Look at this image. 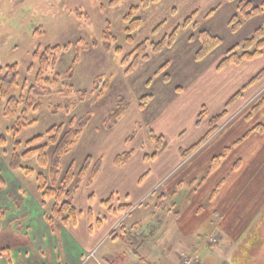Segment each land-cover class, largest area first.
I'll list each match as a JSON object with an SVG mask.
<instances>
[{
	"label": "rangeland",
	"instance_id": "obj_1",
	"mask_svg": "<svg viewBox=\"0 0 264 264\" xmlns=\"http://www.w3.org/2000/svg\"><path fill=\"white\" fill-rule=\"evenodd\" d=\"M143 1L0 0V76L3 77L6 68L13 65H18L20 73L19 87L11 93V97L20 101L19 114L4 117L7 101L0 100V138L6 139V145H0V260L9 261L12 250L20 244L14 236L16 233L12 231L13 234L10 230L14 228L19 232L23 228L18 224V219L15 220V226L10 228L12 225H8V222L11 218L7 219L10 208L7 207L12 203L18 204L24 196L26 198L29 190L45 208L37 190V176L43 174L50 181V167L40 168L36 159L23 162L25 167L34 170L35 175L32 177L10 170L14 151L11 130L21 117H24L26 125L20 135L23 146L19 153L23 154L27 150L26 143L32 138L45 135L55 126L63 127L62 133L65 134L73 121L90 115V121L76 145L61 161L60 182L71 164H74V173L78 176L86 158H92L90 171L80 189L75 190V183L69 188L71 201L74 202V198L78 201L80 197L88 196L92 187L88 182L89 175L97 164L100 169L102 164H110L116 154L130 153L131 171L143 173V170L147 171L143 166L151 164L165 145V148L172 151L178 135L173 133L163 143L156 142L151 135L160 138L153 133L152 126L160 120L165 107L177 100V90L188 91L190 84L204 75L216 70L220 72L218 66L226 54L237 47L236 53L243 55L244 43L264 27V12L245 22L237 32H232L230 26L232 17L238 15L241 1L260 7L264 0H161L157 3L149 0L147 6ZM135 8L136 11L132 12ZM130 13L134 19L141 21V26L128 34L126 30L129 23L126 19ZM190 17V24L184 27ZM108 28L111 33L109 51L104 46V34ZM175 31L174 43L171 46L164 45L160 51L155 52V48ZM202 32L219 38L221 43L206 58L197 61L196 56L202 48L199 38ZM129 37L131 41L128 40ZM261 41H264V36ZM145 42L147 60L140 59L133 72L126 75L136 58L135 50ZM57 46L62 51L44 78L53 81L59 76V84L52 87L51 93L46 96L30 97L28 92L23 93L24 85L27 86V91L37 85L39 65L33 59L34 54H43L47 48ZM118 50L121 51L120 55L117 54ZM249 51L254 52L255 46ZM127 57H130L128 64L123 66ZM77 58L72 78H67ZM257 61L260 63L258 66L264 65V55L250 63L255 64ZM32 66L34 69L30 72ZM262 69L254 79L259 85L264 79ZM83 91H86L84 95L81 94ZM218 95L219 91H216L205 100L212 103L211 100H215ZM144 97L150 99L142 110L139 105ZM120 99H124V104L127 103L129 108L118 124L113 129H108L105 126L106 120L122 105ZM37 105L41 106L39 110H36ZM26 108L27 111L23 114ZM189 112L186 117L188 122L192 110ZM211 112V109L203 108L197 118L199 127L196 131L190 128L183 131L180 136L182 148L187 150L206 137L211 129ZM221 115L222 118L215 124L218 133L215 134L214 145H221V141L227 139L229 117L227 112ZM248 115L244 111L237 114L234 120L239 119L238 123L245 121L243 125H249L256 119V114ZM48 144L49 137H46L38 146ZM172 144L173 147L170 146ZM54 149V146L49 145V160ZM181 168L171 175L172 179L180 176L183 172ZM18 181H22L23 185L19 186ZM182 191L190 192V187L187 185ZM81 202L84 203V200L81 199ZM81 202L77 204L79 212L84 210ZM48 203L51 207L54 206V201L50 200ZM123 204L127 205L128 202ZM94 213L96 215L97 212ZM50 216L49 213L45 221ZM55 224L63 225L60 222ZM55 224L48 225L54 229ZM6 250L8 253H3ZM213 264H264V212L258 225L251 226L239 242L231 244L227 254L215 257Z\"/></svg>",
	"mask_w": 264,
	"mask_h": 264
},
{
	"label": "crops",
	"instance_id": "obj_2",
	"mask_svg": "<svg viewBox=\"0 0 264 264\" xmlns=\"http://www.w3.org/2000/svg\"><path fill=\"white\" fill-rule=\"evenodd\" d=\"M253 61L210 72L190 84L188 91H177V100L165 107L152 126L162 143L173 133L178 135L175 148L169 151L165 145L151 164L143 166L147 169L143 173L131 171V158L117 164L121 156L117 154L110 164H102L88 196L74 198L76 208L84 200L75 223L51 228L45 217L52 205L43 208L29 190L26 198L8 206L10 228L16 219L23 228L10 230L20 244L10 260H0V264H182L186 257L213 264L215 257L227 254L231 244L258 225L264 212V135L253 131L264 124V105L256 109L264 101V79L260 85L254 80L264 65ZM216 91L217 98L207 103L205 98ZM203 108L212 110L211 119L227 112V139L214 145L217 130L184 159L182 154L195 142L185 150L180 136L186 128L196 131ZM244 111L248 116L256 114L249 125L234 120ZM222 156L210 173L213 161ZM180 168L183 172L172 179ZM187 185L190 192L184 193ZM109 200L115 214L103 206ZM121 207L131 210L121 212Z\"/></svg>",
	"mask_w": 264,
	"mask_h": 264
},
{
	"label": "trees",
	"instance_id": "obj_3",
	"mask_svg": "<svg viewBox=\"0 0 264 264\" xmlns=\"http://www.w3.org/2000/svg\"><path fill=\"white\" fill-rule=\"evenodd\" d=\"M161 0H152V3H157ZM150 3L149 0H144L143 4L147 6ZM135 9H132V12H135ZM264 12V2L260 7H253L250 2L241 1L238 5V15L232 17L230 21V26L232 28V32H237L240 30V28L243 26V24L249 20H251L253 17L260 15ZM214 13H211L213 15ZM193 17V16H192ZM192 17L186 20L184 27H186L188 24H190ZM126 21L129 23V27L127 28L126 32L128 34H131L132 32H135L138 30L141 26V21L139 19H134L133 14L130 13ZM175 31L169 38H165L161 44H159L155 48V52L160 51L164 45L171 46L176 38ZM264 36V27L256 31L253 38L247 40L244 43V54L238 55L236 53L237 47L231 49L225 56V58L222 60L220 65L218 66L219 70L225 69L228 66L231 65H240L244 61H251L254 59H257L264 55V41H261V38ZM202 42V48L198 52L196 56V60L200 61L206 58L212 50L217 47L221 40L217 37H212L207 32H202L199 36ZM110 40H111V33L109 31V28L106 30L104 34V46L107 51L110 50ZM129 41H131V37L128 38ZM146 42L142 45H140L134 52L136 55V58L134 59L132 65L128 68L126 71V75L131 74L133 70L138 66L139 60H147L146 55ZM255 46V51L250 52L253 47ZM62 51V48L60 46L57 47H49L47 48L43 54H40L39 52H36L33 56L34 61L39 65V72L37 74L36 83L37 85L35 87H32L27 91V86L24 85L22 88L23 93L28 92L30 97H42L49 95L51 93V89L54 86H57L60 82V77L56 76L53 81L49 79H45L44 75L46 72L54 66L55 60L59 53ZM117 54L120 55L121 51L118 50ZM130 57H127L124 59L122 65L126 66L128 64ZM51 59H53V62H51ZM77 61L78 58L74 61L72 67H71V73L67 78H72V74L77 67ZM34 67L32 66L30 68V72L33 71ZM164 70V68L162 69ZM19 78L20 73L18 69V65L9 66L6 68V74L1 77L0 76V100L1 101H7L5 110H4V117L10 118L15 117L19 114V106L20 101L16 99L15 97H11V93L13 89L19 87ZM167 79V77H165ZM97 88V85L95 86V89ZM179 91V90H177ZM86 91H83L81 94L84 95ZM150 98L144 97L140 100V109L144 110L147 106V102ZM120 103L122 104L120 107H118L114 112L109 116V118L106 120L105 126L108 129H113L119 122V120L123 117V115L126 113V111L129 108V105L127 103L124 104V99H120ZM264 105V101H261L256 109L260 108ZM40 105H37L36 110L40 109ZM255 109V110H256ZM27 111V108L24 110L23 114H25ZM201 114V116H203ZM222 118V115L215 117L211 120V129L206 135L204 139H202L198 144H196L194 147H192L190 150L184 152L182 154L183 158L186 159L189 155L194 153L196 150H198L211 136H213L217 128L215 127V124ZM24 117H21L15 127L11 130V134L13 135V147L14 151L10 160V170L13 172H20L22 174H25L27 177H32L35 175V172L32 168L25 167L23 165V162L30 161L32 159H36L38 165L40 168L45 169L47 167H50V181L43 175L39 174L37 176V184H38V193L41 195V199L43 202V206L47 208V204L50 200L54 201V206L51 208V216L46 219L47 223L51 226L55 224V222H60L63 225H68L70 223H75L78 216L79 211L76 208L74 202L71 201V194L69 192V188L73 183H75V190L80 189V185L82 184V181L87 177L91 164H92V158L87 157L84 167L81 169L78 176L74 173V164H71L69 167L67 173L65 174V177L60 182V172H61V161L62 158L67 155L68 151L76 145L79 137L83 133V130L87 126V124L90 121V115H87L86 117L78 120L73 121L71 123V128L69 131H67L65 134L62 133L63 127H53L45 135H40L37 137L32 138L26 143L27 150L20 154L19 151L21 150L23 144L20 141V135L22 131L26 128V125L24 124ZM254 132H258L262 135H264V124L258 125L253 129ZM49 137V144L48 145H42L38 146L40 143L43 142V140ZM151 138L155 140L156 142L162 143V138L157 139L155 135H151ZM0 145L5 146L6 145V139L4 137L0 138ZM49 145L54 146V152L52 154L51 160L47 157V151ZM225 156V155H224ZM224 156L216 158L213 161L212 167L210 169V173L216 170V168L219 166L221 159L224 158ZM130 157V153H124L123 155L119 156L116 159L117 164H125L128 162ZM100 169H98V164L96 165V168H93L91 174L89 175V184L94 180V178L97 176ZM162 205V202L159 203ZM103 206L109 210V212L115 214V209L113 207V201L109 200L107 202L103 203ZM131 208L128 207H121V212H129ZM116 240V238H113ZM3 253H8V250L4 251Z\"/></svg>",
	"mask_w": 264,
	"mask_h": 264
},
{
	"label": "built area",
	"instance_id": "obj_4",
	"mask_svg": "<svg viewBox=\"0 0 264 264\" xmlns=\"http://www.w3.org/2000/svg\"><path fill=\"white\" fill-rule=\"evenodd\" d=\"M211 242L215 243L216 239L215 238L211 239ZM92 256H94V254ZM182 264H200V259L198 258L192 259V258L186 257V258H183Z\"/></svg>",
	"mask_w": 264,
	"mask_h": 264
}]
</instances>
